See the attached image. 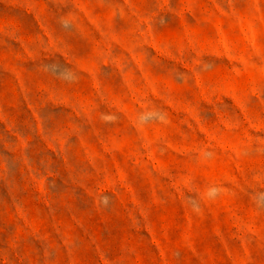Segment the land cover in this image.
Listing matches in <instances>:
<instances>
[{"label":"rangeland","instance_id":"obj_1","mask_svg":"<svg viewBox=\"0 0 264 264\" xmlns=\"http://www.w3.org/2000/svg\"><path fill=\"white\" fill-rule=\"evenodd\" d=\"M0 264H264V0H0Z\"/></svg>","mask_w":264,"mask_h":264}]
</instances>
